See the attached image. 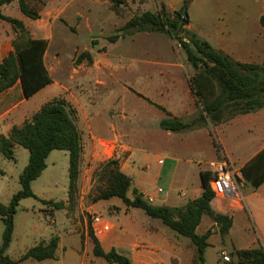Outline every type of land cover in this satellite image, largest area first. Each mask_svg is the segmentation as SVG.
Returning a JSON list of instances; mask_svg holds the SVG:
<instances>
[{
    "label": "rangeland",
    "instance_id": "1",
    "mask_svg": "<svg viewBox=\"0 0 264 264\" xmlns=\"http://www.w3.org/2000/svg\"><path fill=\"white\" fill-rule=\"evenodd\" d=\"M27 1L39 10L40 16L31 19L22 14L26 28V33L23 34L0 19V35H13L12 39L17 37L18 40L26 37L47 39L44 62L52 82L27 98L23 106L31 111L24 117L18 114L19 111L12 110L8 112L6 119H11L12 123L18 125L45 101L63 97L76 110L82 152L76 187L70 199L67 195L68 152L63 149L49 152L45 158V168L31 181V189L37 198L28 196L18 201L7 255L17 258L29 247L47 240L52 234H59L65 248L60 246L58 255L61 257L64 253L78 258L81 254L78 245L80 239L84 240V233L91 242L88 233L89 230L93 233L90 219L94 212L99 213L109 224L127 226L148 220L155 221L159 228L169 233H175L159 219L146 215L139 207L129 208L130 212L122 209L116 211L115 205H123L118 197L101 200L96 197L103 185L98 168L109 158H125L130 155V163L134 168L131 175L134 188L138 192L153 193L154 188L160 186L163 189L161 193H164L170 188V184L164 170L158 173L157 158L161 154L168 152L166 155L178 158L181 160L180 164L188 165V180L195 184L199 181V176L191 175V169L197 165L205 167V163L211 158L212 147L219 153V145L222 144L219 141L220 128L216 126L221 123L212 126L207 122L194 129L179 132L162 130L158 125V121L166 116L159 106L184 120L198 117L199 107L188 81L193 68L186 61L181 47L164 32L140 31L121 35L117 31L134 14L144 10L159 11L161 5H164L166 11L172 12L181 7L183 0L173 6L165 4L163 0H123L119 3L113 0ZM253 8L249 10L246 22L242 18L241 29L238 25V29L242 30L240 35L232 36L223 32L205 39L234 59L262 62L264 27L259 24L258 16L264 12V3ZM1 11L11 16L21 13L16 1L4 5ZM189 25L190 21L188 27ZM116 33L120 35L116 40L107 39ZM83 51L89 52L91 63L85 58L77 60ZM19 96V91L16 90L13 96L10 94L5 97L0 110L8 108L12 100H19ZM243 126L240 122L236 125L239 133L241 131V134H237L236 143L255 134L254 129L242 130ZM13 153L14 159L0 156L2 203H7L20 188L18 176L28 160V150L21 145H14ZM188 180L185 184L187 187L174 186L175 192L183 190L189 193ZM251 191V186L242 187L243 194ZM127 193L131 196L133 192L129 190ZM40 199L62 200L64 207L53 208L51 211L50 206ZM108 204L113 205H109L108 209ZM65 215L72 216L76 222L74 227ZM52 218L55 219L54 223ZM247 220H251L250 216ZM252 228L246 223L243 233L253 237ZM2 229L0 219V243ZM251 237H240L234 233L227 236L224 243L208 247L205 252L206 264H238L237 258L231 253L232 244L245 246ZM259 243L264 246L261 239ZM221 249L229 253L230 261H218L221 260ZM87 253L90 250L87 249ZM17 264L59 263L55 258L40 261L27 258Z\"/></svg>",
    "mask_w": 264,
    "mask_h": 264
},
{
    "label": "trees",
    "instance_id": "2",
    "mask_svg": "<svg viewBox=\"0 0 264 264\" xmlns=\"http://www.w3.org/2000/svg\"><path fill=\"white\" fill-rule=\"evenodd\" d=\"M16 1L19 11L26 17L36 19L39 10L27 0H0V7ZM191 0H183L179 9L166 11L164 5L159 11L144 10L129 17L117 31L125 35L131 32L159 31L166 33L184 51L186 61L193 68L189 76L190 91L199 107L198 117L184 120L166 113L158 121L162 130L179 132L211 124L215 126L243 113L256 111L264 106V60L249 62L234 59L222 49L214 47L207 39L188 28L189 16L187 6ZM115 3L123 0H113ZM0 19L11 27L26 33L24 22L14 16L4 14L0 8ZM258 22L264 27V13ZM119 33L110 35L108 40L114 41ZM11 40L12 49L0 60V92L11 87V95L19 91V97L28 98L37 90L52 82L51 75L44 62V54L48 45L45 38L26 37ZM94 43V40L91 41ZM85 58L91 63L92 58L87 51L81 52L77 60ZM18 84V86H16ZM17 97V98H19ZM13 101V100H12ZM16 101V100H15ZM75 108L63 97H53L42 103L29 118L20 124H13L7 134H0V156L14 159V145H21L28 150V160L22 168L18 182L20 188L12 194L7 203L0 202V219L3 224L0 243V264H17L27 258L44 260L55 258L58 236L52 234L47 240L29 247L17 258H11L6 250L12 240L14 214L21 198L32 196L37 198L31 189V181L45 168V158L53 149L68 152V198L76 187L81 158V133L77 125ZM245 183L253 187L264 181V148L257 152L241 168ZM99 178L103 185L97 193V200L118 197L126 208L139 207L151 218L159 219L164 225L177 234L186 236L195 246L193 262L205 264L204 249L208 245L207 237L211 231L197 234L195 228L203 214L209 215L217 225L221 236L231 226V217L214 211L210 201L214 192L210 188V173L200 169L199 176L202 190L200 194L181 207L154 205L149 203L132 187V179L120 170L118 159L109 158L98 168ZM0 173L2 170L0 169ZM133 192L131 196L128 191ZM42 203L53 208L64 207V202L51 199H40ZM92 243V254L103 258L109 264H132L128 256L115 248L104 250L97 237L89 230ZM238 264H264V246L260 243L251 248L233 249Z\"/></svg>",
    "mask_w": 264,
    "mask_h": 264
},
{
    "label": "crops",
    "instance_id": "3",
    "mask_svg": "<svg viewBox=\"0 0 264 264\" xmlns=\"http://www.w3.org/2000/svg\"><path fill=\"white\" fill-rule=\"evenodd\" d=\"M163 2L173 6L181 3L182 0H163ZM263 3L264 0H191L187 8L190 21L188 28L203 38L219 35L223 32L230 33L232 36H238L242 31L238 29V25L242 22V18L246 22L249 10H252V7L262 6ZM3 6L0 8L2 9ZM13 15H16L14 17L22 20V13ZM239 28L241 29V25ZM237 32H239V34H237ZM12 37L13 35H0V60L12 49ZM16 86H18V84ZM45 86L37 90L33 95L40 92ZM12 90H14L13 87L0 92V105L5 100L4 98L11 94ZM26 100L27 98L25 97H21L16 101L13 100L8 104V108L0 110V134H7L10 127L14 124L10 121L11 119H6V115L9 111L12 112V110H17L19 111L18 114L22 117L31 111L28 107L23 106ZM239 122L244 125L242 130L251 131L254 129L255 134L241 143H236L235 139L239 133L236 129V125ZM216 127L220 128L219 141L222 146L219 145L220 150L218 154L216 150V152L214 151L213 147L211 148V158L209 160L222 156L232 167L241 168L257 152L264 148V106L253 112L238 114ZM239 134H241V131ZM164 153L165 154H161L157 158V163L159 164L158 173L160 174L164 170V174L169 180L170 188L164 193H161L163 189L160 186L158 187L162 189L161 192H157L156 187L153 193L139 192H141L144 199L154 205H167L171 207L184 206L188 200L200 194L202 187L199 171L200 169H206L205 167L201 168L199 165L191 169V175L196 174L199 176V181L194 184L191 180H188L190 167L183 163L180 164L181 160L178 158L166 155L168 152ZM116 158L118 159L120 170L131 177L134 168L130 163V155L125 158ZM186 180L190 183V187L188 188L189 193L183 190L175 192L173 187L176 185L180 187L186 186L185 184L188 183ZM244 185L251 186L252 191L250 193H242L243 199H238L231 193H224L223 195H214L210 201V206L214 211L231 217V226L225 235L221 236L219 234L216 223L209 215L203 214L201 216L200 222L195 228V232L197 234H203L207 230L211 231L210 235L207 237L208 245L204 249V259L208 247L224 243L226 237L231 236V234L235 233L240 237H251L243 233L246 223H248L250 227L253 226L252 230L254 236L251 237V240L246 242L245 246L232 244V248L255 247L259 244V239L262 240L264 245V181L257 187H253L247 182ZM132 187H135L133 186V179ZM149 198H151V200H148ZM109 205L113 204H108L106 207L108 208ZM115 206L116 211L122 209L124 212H130L129 208H134H126L124 204L122 206ZM102 208L103 206L101 209ZM248 216H250L251 220H247ZM65 217L74 227L76 222L73 221L72 216L65 215ZM52 221L54 223L55 219L52 218ZM151 222L146 220L142 223H133L127 226L120 224L113 225L110 223V229L101 234H97L96 237L104 250H109L113 247L118 252L128 256L132 264H196L193 262L195 257V246L189 238L177 234L175 231V233H169L165 229L159 228V224L155 223V221ZM84 235V240L81 241L80 239L78 245L81 254L77 258L75 256L65 255L64 253L61 257L58 255L57 251L60 246L64 249L65 245L62 236L57 234L59 240L55 251V259L58 260L59 264H109L103 258L92 254V243L87 240L86 233H84ZM87 249L90 250V253H87ZM219 252L225 251L221 249ZM227 254L229 255V253ZM233 257L236 258V254H233ZM97 258L102 260L98 261ZM218 261L222 263L221 260Z\"/></svg>",
    "mask_w": 264,
    "mask_h": 264
},
{
    "label": "built area",
    "instance_id": "4",
    "mask_svg": "<svg viewBox=\"0 0 264 264\" xmlns=\"http://www.w3.org/2000/svg\"><path fill=\"white\" fill-rule=\"evenodd\" d=\"M205 169L210 173L209 185L214 195L231 193L234 197L243 199L242 187H244L245 181L240 168L232 167L222 156H219L208 160L205 163ZM161 190L160 187H156L157 192H161ZM90 225L95 235L110 229V224L96 212L91 214ZM220 258L222 262L230 261L229 255L225 252L220 253Z\"/></svg>",
    "mask_w": 264,
    "mask_h": 264
},
{
    "label": "water",
    "instance_id": "5",
    "mask_svg": "<svg viewBox=\"0 0 264 264\" xmlns=\"http://www.w3.org/2000/svg\"><path fill=\"white\" fill-rule=\"evenodd\" d=\"M132 194H134V193H132Z\"/></svg>",
    "mask_w": 264,
    "mask_h": 264
}]
</instances>
